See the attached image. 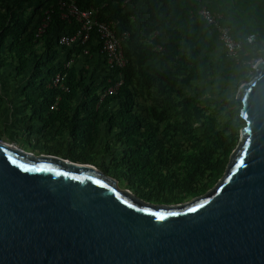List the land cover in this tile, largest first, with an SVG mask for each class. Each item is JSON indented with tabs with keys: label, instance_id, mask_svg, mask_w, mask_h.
<instances>
[{
	"label": "trees",
	"instance_id": "1",
	"mask_svg": "<svg viewBox=\"0 0 264 264\" xmlns=\"http://www.w3.org/2000/svg\"><path fill=\"white\" fill-rule=\"evenodd\" d=\"M75 1L82 11L98 9L101 20L118 22V36L129 34L126 66L111 68L105 60L109 72L104 70L101 81L78 63L65 68L68 60L84 56L85 48L92 56L102 55L95 32L85 46L58 45L59 36H73L80 28L77 21L61 18L59 0H0V74L12 68L16 81L26 82L21 96L32 122L52 137L68 135L70 156L65 159L94 166L101 152L92 153L102 131L113 134L97 168L145 200L177 204L206 193L224 175L241 130L225 132L216 112L184 88L221 79L239 89L249 81L255 73L249 62L264 58V0H207L244 45L239 65L199 14L203 4L198 0H131L128 6L126 0ZM48 10L51 21L39 34ZM156 59L162 62L160 70L149 66ZM59 74H66L70 92L51 86ZM120 77L121 87L101 102ZM229 105L240 106V115L237 99ZM3 109L0 92V113ZM62 150L53 155L60 157Z\"/></svg>",
	"mask_w": 264,
	"mask_h": 264
},
{
	"label": "water",
	"instance_id": "2",
	"mask_svg": "<svg viewBox=\"0 0 264 264\" xmlns=\"http://www.w3.org/2000/svg\"><path fill=\"white\" fill-rule=\"evenodd\" d=\"M254 70L226 171L189 202L152 203L94 165L0 141V264H264V58Z\"/></svg>",
	"mask_w": 264,
	"mask_h": 264
},
{
	"label": "rangeland",
	"instance_id": "3",
	"mask_svg": "<svg viewBox=\"0 0 264 264\" xmlns=\"http://www.w3.org/2000/svg\"><path fill=\"white\" fill-rule=\"evenodd\" d=\"M85 59H88V57H85ZM99 59L101 58L97 59V63L95 59L90 64H88L87 60H77L75 63H78L80 67L85 69L90 66V69H87L91 72L89 77L101 81V79L105 77V68L104 66L102 67V60ZM259 59L260 58H258L257 61ZM93 64H98V66H91ZM154 67L158 66H153V68ZM105 70L109 72L107 68ZM109 74L113 75L112 73ZM214 81V85L209 82L195 83L190 87H185L184 92L188 96L197 97L201 101L203 107L210 111H215L220 117L221 129L225 132L229 133L235 128L241 130L245 126V121L239 115V111L238 113L236 111L240 109V106L235 108L229 105V103L237 99L236 96L239 89L227 85L221 79H214ZM25 83L26 82L23 81H16L15 73L12 68H5L0 74V92L4 98V109L2 113H0V141L14 144L20 149L33 152L36 155L49 153L53 155L58 153L62 148L63 150L61 151L60 157L68 158L70 156L68 149L70 147V138L68 135L57 138L52 137L47 134L46 131L42 130L43 125L39 122H32V112L26 109V103L21 96ZM113 136V134H109L105 129L102 131L98 146L95 152L92 153L95 155V153L101 152L98 154L99 161L96 167H101V163L103 164L101 160L105 158L103 150L108 143L107 138H112ZM62 141L65 148L61 147ZM107 159L109 160V157H106V160ZM119 186L121 189H126L128 187L127 183L124 182L119 183ZM191 200L192 199H188L185 202ZM150 202L165 203L163 201L158 202L157 200Z\"/></svg>",
	"mask_w": 264,
	"mask_h": 264
},
{
	"label": "built area",
	"instance_id": "4",
	"mask_svg": "<svg viewBox=\"0 0 264 264\" xmlns=\"http://www.w3.org/2000/svg\"><path fill=\"white\" fill-rule=\"evenodd\" d=\"M203 5L201 6L199 14L206 21L208 25L215 29L218 34V39L221 47L228 58L233 60L236 64L242 63V55L244 54V45L240 40L234 38L230 27L224 24V14L218 11H212L207 6V0H198ZM131 0H126L124 6H128ZM58 6L60 7L61 18L71 22L77 21L80 24L78 32L73 36L61 35L57 38V43L61 47H68L73 49L76 46H85L91 39L92 33H97L100 40L101 50L100 55L104 57L107 65L111 68H123L127 64L125 55L124 42L129 34L125 33L123 36H118L117 26L118 22L114 20L104 21L99 18L98 9H90L82 11L75 0H59ZM51 10L45 12L43 23L39 28V34H43L48 28L51 21ZM252 45H256V41L250 40ZM158 51H162L161 46L157 47ZM245 55H248L246 53ZM84 56L90 57V49H84ZM257 60L249 62L250 65L255 67ZM74 64V60H68L65 63V68L68 69ZM66 74H59L54 78L52 87L59 88L65 92H70L64 82ZM123 84V78L120 77L119 82L110 87L104 94H102L101 102L110 95H113Z\"/></svg>",
	"mask_w": 264,
	"mask_h": 264
},
{
	"label": "snow or ice",
	"instance_id": "5",
	"mask_svg": "<svg viewBox=\"0 0 264 264\" xmlns=\"http://www.w3.org/2000/svg\"><path fill=\"white\" fill-rule=\"evenodd\" d=\"M10 162L17 166L18 168L22 169L24 172H45V171H53L52 168H50L48 165H40L39 167L33 165V166H29L27 164L24 163H18L15 159L9 157ZM57 175H68L67 173H61L57 170ZM95 184H97L98 186L107 189L109 187V185L107 183H104L102 180L96 179L93 181ZM117 199H120L119 194H117ZM123 203L127 204L128 207H133V205L131 203H129L127 200L123 201ZM190 211H195L196 209L194 208H190ZM144 211H147L146 209ZM151 215L155 216L157 219H164L165 218V214L161 213V212H153L151 213ZM169 215H176V213H170Z\"/></svg>",
	"mask_w": 264,
	"mask_h": 264
},
{
	"label": "crops",
	"instance_id": "6",
	"mask_svg": "<svg viewBox=\"0 0 264 264\" xmlns=\"http://www.w3.org/2000/svg\"><path fill=\"white\" fill-rule=\"evenodd\" d=\"M87 58V57H86ZM98 58H101V59H99V60H102V67L104 66V68H105V59H104V57L102 58L101 56H99V55H96V56H90V57H88V59H85V56H82V57H80L79 59H77V60H87V62H88V64H90V63H92V61L95 59V61H96V63L98 62ZM76 60V61H77ZM75 63V62H74ZM91 66H98V64H93V65H91ZM149 66H151V68H153V66H158V67H154L153 69H158V70H160V68H161V66H162V62L159 60V59H156L154 62H152V63H150L149 64ZM97 68V67H96ZM100 68V67H99ZM103 68V69H104ZM87 69L89 70L90 69V66H88L87 67ZM105 70V69H104ZM80 102H84V98H80Z\"/></svg>",
	"mask_w": 264,
	"mask_h": 264
}]
</instances>
